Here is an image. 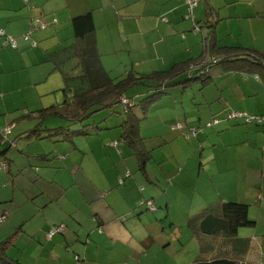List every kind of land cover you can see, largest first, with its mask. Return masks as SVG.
Returning <instances> with one entry per match:
<instances>
[{"label":"crops","instance_id":"crops-1","mask_svg":"<svg viewBox=\"0 0 264 264\" xmlns=\"http://www.w3.org/2000/svg\"><path fill=\"white\" fill-rule=\"evenodd\" d=\"M199 1L196 10H193V19L190 22L184 19L188 12L185 0H0V31L4 32V35H0V76L5 75L4 78H0L1 86L22 82L23 75L37 72L39 76L31 79L33 83L30 89L34 92L32 105L26 104L25 110L31 113L50 105L60 104L62 101L57 103L55 97L52 99L54 103L47 101L49 99L47 95L52 91L38 90L35 85L44 82L46 79L43 80V76L47 78L46 76L52 72L49 54L68 46L65 42L73 38V32L69 30L70 19L87 12L91 13L94 21L96 46L101 65L109 73L115 70L119 63L123 65V72L127 74L175 72V66H180L201 55L209 59L210 55L220 54L222 51H216L211 46L210 39L216 41L218 47L264 53V0H202V3L203 1L206 3L205 6H201ZM35 19L40 20L44 28L39 27L34 22ZM194 21L201 25L202 22L207 21V24L194 32ZM116 33L118 36L115 35ZM25 34L29 35L28 40H24ZM7 37L15 41V48L7 41ZM110 52L115 54V57L110 59L114 60L118 57L119 63L112 65L110 60L101 58L102 53ZM232 75L233 73L227 74L220 68H213L211 80L206 85L196 81L185 88L179 85L173 86L169 89L168 95L146 110L144 116L145 119H149V116L155 117L157 114L161 118L160 110L167 106L171 113V116L163 121L167 126V134L187 142L190 147L185 156L173 153L168 159H164L157 155L154 161L158 164L166 163V160L169 161L174 157L178 165L185 170L178 176L186 186L192 188L187 222L195 218L189 221L192 229L188 232V239L197 242L196 259L211 260L208 254L218 250L222 255H228L218 259L228 258L243 263L259 264L258 261H246L250 246H247V240L251 241V239L237 236L230 238L219 235L203 236V232L199 229L200 222L197 220L206 208L213 207L218 211L220 201L247 203L235 196H220L223 179L218 183L214 175L207 172V166L211 161L216 165L218 174H221L231 170L232 162L242 160L244 151H248L250 155L252 150H257L258 155L251 156L256 161L257 171L253 177L256 185L259 183L258 169L261 170V178L264 177V127L223 123L201 133L200 128L210 116L222 109L230 108L246 114L264 113V77L247 75V78L243 79L239 75L235 78ZM185 77L183 75L176 80ZM54 86L49 88H57L56 85ZM27 119L30 123L26 124L25 128L16 134L17 136L24 134L29 126L32 127L36 123L30 117ZM50 121L54 120H47L44 125L52 128L48 125ZM10 126V134H3L0 131L2 141L0 145L8 142L9 147L15 146L13 143L17 142L16 138L10 139L14 127L13 124ZM170 127L183 132H186L187 128L189 130L194 127L199 131L193 133L195 138L185 134V138L182 139V133L171 131ZM176 127L178 128L174 129ZM140 135L144 139L141 132ZM5 136L7 138H3ZM150 136H155V133H151ZM25 140L29 141V139ZM76 140L73 138V143L67 140L65 142L77 148ZM120 141L125 142L121 139ZM240 149L243 150L238 153ZM146 150L150 151V149ZM251 157L247 156V161ZM62 167L65 169L64 166ZM248 170L249 168H245L244 177L247 176ZM135 178L140 180L137 173ZM67 187L49 195L47 201L39 205L34 214L36 217L41 211L49 213L47 225L50 228L62 225L64 227L62 231L49 235L50 231L47 228L46 234L41 237L33 233L34 239L28 244L29 248L32 245L34 250H30L25 245L24 247L17 245L16 241L19 240V234L22 232V226H19L20 229L15 230L16 235L10 241L11 245L7 244L2 256L0 255V264H129L131 252L139 254V250L132 251L124 244L116 247L110 235L104 236V225L126 212H132L134 217H139L145 211L142 207L143 201L151 204L154 202L159 207L162 203L154 192L147 194L144 190L141 197L138 196L133 200L132 205L125 201L123 207H113L108 203L101 209L92 204L95 199L85 201L84 207L74 206L78 202L73 204L67 200L70 205L63 207L62 205L65 204L61 203L67 199L68 192L75 190V187L79 189L75 182ZM245 187L252 188V184H249L247 179ZM201 189L204 192L200 191ZM119 191L122 194L119 188L106 192L115 195V192ZM43 192L44 190L39 191L40 197H43ZM58 193L61 195L56 198ZM82 207L86 210V213L82 212L83 215ZM168 213L166 210V214ZM7 214L5 209L0 212V216H4V220L0 223V238L6 236L1 230L9 225ZM161 215L162 213L158 216ZM140 219L138 218L137 221ZM7 236L9 238L12 235ZM7 238L2 239L0 243ZM153 238L151 233L145 234L142 242L145 250L153 245ZM211 240L215 242L212 243ZM135 242L139 244V241L135 240ZM226 242H235L239 247L238 253L234 250L236 254L229 255L225 247L228 243L224 244ZM100 243L102 245L98 248ZM71 254L76 255L79 261L74 260V257L71 258Z\"/></svg>","mask_w":264,"mask_h":264},{"label":"rangeland","instance_id":"rangeland-1","mask_svg":"<svg viewBox=\"0 0 264 264\" xmlns=\"http://www.w3.org/2000/svg\"><path fill=\"white\" fill-rule=\"evenodd\" d=\"M199 4L201 6L206 5L204 1L202 3V0L199 1ZM194 10H196V7ZM192 17L193 15L188 19L190 22ZM69 26L72 33L71 25L69 24ZM115 35L118 36V33ZM72 40L73 38H70L65 42L66 45L71 44L70 41ZM101 55L102 59L110 60L112 65L119 63L118 57L114 60L110 59L115 57L113 52L102 53ZM123 68L122 64H117L115 70L110 73L111 77L117 80L125 78L127 73L123 72ZM34 76L38 77L39 73L34 72L30 75H23L22 82H14L6 86H1L0 81V131L5 134V129L7 127L11 128L10 124H13V135L11 134L10 139L12 140L15 137L17 140L16 143H13L15 146L12 147H9L8 142L0 145L2 150L7 149L2 158L10 164L8 167L9 174L6 170L0 171V212L5 209L9 219V225L1 230L6 234L5 238L8 237L7 235H16V233L14 234L15 230H19L18 227L22 226V232L16 242L21 247L25 245L29 248V241L34 239L33 233H37L41 237L46 234L47 228L50 231L51 228L47 225L49 213L41 211L40 215L34 217L37 211L36 208L45 203L49 195L55 194L60 189H67V186L72 182L77 183L79 189L75 187L76 191L70 190L68 192L67 199L61 203L65 204L62 205L63 207L70 205L67 200L73 204L78 202L74 206L84 207L86 205L85 201L93 199H95V202L92 204L101 209L106 207L108 203L113 207H123L125 201L132 205L133 200L138 196L141 197L142 192L145 190L147 194L154 192L161 201L162 204L159 207L156 203H152L157 208L156 211L152 213L149 209H146V206L143 209L145 210L144 213L139 217H134L132 212H126L104 225V236L110 235L116 247L124 244L126 248L132 251L139 250V254L131 252L129 264H144L147 262H149L148 264H189L193 261H201V259H196L197 242L188 239L190 228L187 225V211L191 205L189 199L192 188L186 186L185 182L178 176L179 173L183 174L185 170L178 165L177 159L174 157H171L169 161L166 160V163L158 164L154 161V157L157 155L164 159H168L173 153L185 156L190 148L187 142L178 138L175 139L167 134V126L163 124V121L171 116L169 108L167 106L161 108V118L156 114L155 117L149 116V119L146 118L140 121V132L144 137L140 144L146 149H150L148 152L144 150L146 160L141 168L138 166V157L133 153L136 148L120 141V127L111 128L120 125L122 119L125 118L123 112L121 115L115 116L106 109L96 111L84 122L85 127L73 126L71 130H86L91 135L88 138L81 137L78 139L75 137L77 148L71 147L68 142L61 141L62 137H58L59 141L30 143L25 140L26 138H22L23 134L19 136L16 134L24 129L26 124L30 123L27 116H25L28 113L25 109L26 104L32 105L31 99L34 92L30 89V86L33 83L31 79ZM2 77L4 78L5 75L0 76V78ZM46 77L43 76L42 79L46 80L41 84H36L35 87L41 91H52L47 95L49 97L47 101L54 103L52 99L55 97L57 103H60L63 99L61 75L57 72H50ZM54 85L57 88H49L50 86L55 87ZM139 86H131L124 93L128 98L132 97L136 103L142 97L140 92H143ZM143 89L145 90V88ZM138 93L140 94L136 96ZM116 108L122 111L120 106ZM227 110L237 112V110L230 108ZM134 112L141 119L138 107L134 109ZM240 113L245 116L253 115ZM48 125L52 128L57 127L58 122L55 120L50 121ZM106 126L111 129H105ZM170 129L176 133L181 132L182 139L185 138V134L195 138L190 129L186 132L173 130L172 127ZM207 129L204 128L203 131ZM151 133H155V136L151 137ZM135 146L139 148L138 142H135ZM186 147H188L187 150ZM242 150L240 149L238 153ZM40 155L48 159H41ZM149 155L150 157H148ZM256 155H258L257 150H252L250 155L248 151H244L242 160L232 162L231 170L221 172V174H218L216 165L211 161L207 166V172L212 176L214 175L213 177L218 183L223 179L220 196H235L237 199L245 200L246 204L249 205L248 217L256 224L254 227L240 228L236 236L251 239V241L247 240V246H250L246 261H258L259 264H264V177L261 178V170L258 169L260 176L257 175L259 183L256 185L253 179L257 171L256 161L251 157ZM247 156L251 157L249 161H247ZM33 159H38L39 162L48 164V166L36 167V164L32 162ZM50 159L51 161H49ZM245 168H249V170L247 176L244 177ZM135 173L138 174L140 180H135ZM246 179L249 184H252V188L245 187ZM115 188H119L122 194L120 191L115 192V195H109L106 192ZM41 190H44L43 197L39 196L40 198L34 199V195ZM203 190H205L204 187ZM203 190L200 191L204 192ZM166 205L167 208H165ZM166 210L169 212L168 214H166ZM82 212L86 213V210L83 208ZM161 213L162 215L158 216ZM138 218L141 219L137 221ZM148 233L154 236V243L148 250H145L142 242L145 239V234ZM5 238H0V241ZM135 240L139 241L138 245ZM25 242L26 244H24ZM214 242L212 241V243ZM224 244H227L225 247L229 255L236 254L233 252L234 250L238 253L239 247L235 242ZM101 245L100 243L98 248ZM122 247L124 246L122 245ZM29 249L34 250L32 245ZM210 253L208 254L210 255L209 259L228 256L222 255L221 251L218 250ZM72 257H74V260L79 261L76 255L71 254ZM243 261L245 260L243 259Z\"/></svg>","mask_w":264,"mask_h":264},{"label":"trees","instance_id":"trees-1","mask_svg":"<svg viewBox=\"0 0 264 264\" xmlns=\"http://www.w3.org/2000/svg\"><path fill=\"white\" fill-rule=\"evenodd\" d=\"M196 1L198 3V0ZM185 2L188 12L184 16V19L188 20L191 18L197 4L191 7L188 4V0H185ZM206 24L207 21H204V23L202 22V25L194 21L193 28H197L194 32L199 31V29H202V26ZM70 25L73 32V42L49 54L52 72L59 73L62 78L61 92L63 94V100L58 105H50L44 109L25 115L30 117L31 120L36 121L32 127L24 132L22 137L29 139L30 143L48 140L59 141L57 137H62L61 140L63 142L66 140L72 142L75 137L88 138L91 136L88 131L79 129L71 130L72 127L76 125L85 127L84 122L96 111L106 109L109 110L110 114H114L115 116H119L123 112L125 118L122 119L120 125L111 128L120 127V139L124 140L125 144L136 148L133 153L138 157V166L141 168L146 160L145 151L147 150L143 145L140 147L141 144L139 145V143V148L135 146V142L142 143L143 140L140 135V121L145 119V112L152 104L169 94V89L171 87L179 85L185 88L188 84L190 85L196 81H200L202 84L206 85L211 80V70L213 68H220L227 74L233 73L232 76L234 78L237 75L243 79L247 78V75L264 77V53L255 50L241 51L240 48L218 47L217 42L210 39L211 46L216 51H222L220 54L210 55L209 59H205L201 55L180 66H175V72H153L148 75L129 73L125 78L117 80L112 78L110 73L101 65L96 46L95 25L91 13L87 12L72 17L70 19ZM183 75L186 77L182 80H176ZM134 85H140L139 87L143 91L140 92L141 94L138 93L136 95H142L138 103L134 102L132 97L128 98L126 94H124L129 87ZM143 88H145V90ZM118 106L122 108V111L116 108ZM136 107L140 110L141 119L134 113ZM233 113H238L239 116L230 118L229 116ZM50 119L57 120L60 125L53 128L44 125V123ZM214 121L218 122L213 124ZM223 123L264 127V113L245 116L241 114L239 110H237V112H230L227 109H222L218 113L211 115L200 129H202L201 131H203L204 128L211 129ZM208 124L211 125L208 126ZM111 128L105 127V129ZM191 129L195 130V133L199 131V129H194V127ZM3 138H7V136ZM54 138L57 139L54 140ZM6 152L7 149L0 150V171L6 170L9 172L8 167L10 164L2 158ZM40 156L41 159L47 158L43 155ZM148 157H150V155ZM49 161H51V159ZM32 162L36 164V167L48 166V164L39 162L38 159H33ZM2 164L5 165L4 168H1ZM60 195L61 194L58 193L56 198L60 197ZM39 196L40 195L37 193L33 198L37 199ZM143 202L142 207L145 208L148 201ZM146 209H148V207ZM248 210L249 205L243 202L220 201L218 211L213 207H209L208 209H204L197 218L200 222L199 229L204 233H202V235L207 237L217 235L227 238L235 237L240 228L255 226V221L248 217ZM193 220L190 219L187 222L190 229H192V227L189 221ZM62 227V225L54 226L48 234L51 235V233L60 232L64 228ZM13 237L12 235L0 243L1 256L7 244L11 243L10 241H12ZM189 264L254 263H243L237 260L224 258L193 261Z\"/></svg>","mask_w":264,"mask_h":264},{"label":"built area","instance_id":"built-area-1","mask_svg":"<svg viewBox=\"0 0 264 264\" xmlns=\"http://www.w3.org/2000/svg\"><path fill=\"white\" fill-rule=\"evenodd\" d=\"M25 1H28V0H25ZM188 4H189L191 7H193V6H195V5L197 4V1H196V0H188ZM34 22H35L39 27L44 28V24L41 23L40 20L35 19ZM196 30H197V28L195 27V28H194V31H196ZM0 35H4V32H3V31H0ZM23 38H24V40H28V39H29V35L25 34V35L23 36ZM7 41H9V43L12 45V47H14V48L16 47V45H15V41H14L12 38L7 37ZM237 116H239L238 113H233V114H231L229 117H230V118H235V117H237ZM217 122H218V121H214L213 124H216ZM248 122H249V121H248ZM210 125H211V124H208V126H210ZM10 131H11V128H10V127H7V128L5 129V133H6V134H9ZM192 132L194 133V130H193V129H192ZM4 167H5V165L2 164V165H1V168H4ZM146 205H147V207H148V209H149L150 211H154V210H155V207H154L151 203L147 202ZM3 220H4V217H3V216H0V223H1Z\"/></svg>","mask_w":264,"mask_h":264}]
</instances>
